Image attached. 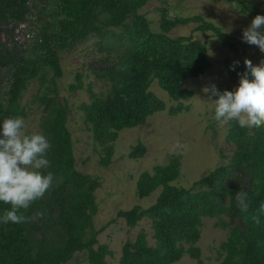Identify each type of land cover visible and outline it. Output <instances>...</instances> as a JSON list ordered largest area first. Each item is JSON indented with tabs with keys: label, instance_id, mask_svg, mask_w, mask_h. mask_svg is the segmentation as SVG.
<instances>
[{
	"label": "trees",
	"instance_id": "obj_1",
	"mask_svg": "<svg viewBox=\"0 0 264 264\" xmlns=\"http://www.w3.org/2000/svg\"><path fill=\"white\" fill-rule=\"evenodd\" d=\"M60 1L64 18L59 32L42 36L34 58L15 70L9 102H0V120L24 117L20 100L29 83L42 72L53 73L49 96L40 100L45 109L42 134L51 143L47 154L50 165L41 171L51 172L53 181L42 198L21 210L27 218L24 222L0 223V264H67L83 252H88L90 264H108L111 254L108 245L94 249L98 239L95 193L100 183L77 169L74 142L67 126L69 109L59 100L55 83L63 75L59 51L72 50L95 35L102 49L118 55L116 64L100 70L99 78L110 83L107 98H95L82 107L94 141L103 149L101 165L108 167L118 133L139 127L166 109L165 103L150 90L155 81L172 100L180 102L192 95L182 89V82L201 78L213 67L201 41L168 35L174 27L201 21L199 29L213 31L221 45L235 52L240 45L247 47L202 18L164 20L163 33L156 34L140 13L151 0ZM246 11L257 18L264 17V11L256 8ZM29 12V0H0V26L10 21L22 24ZM13 62L10 55L1 56L0 69ZM230 70L233 75H250L245 64H232ZM180 111L181 107L171 113ZM230 138L237 148L231 163L218 167L190 189L173 184L181 173L178 157L157 167L154 174L141 175L140 195L150 197L161 189L160 196L152 207L137 206L120 212L118 217L130 227L151 220L156 246L150 247L147 233L141 232L135 244L124 247L121 264H176L187 255L200 261L197 244L204 219L218 220V225L230 232L223 245V264H264V212L259 208L264 203V128L251 132L237 126L231 130ZM144 154L145 147L140 143L131 156ZM9 208L0 202V213Z\"/></svg>",
	"mask_w": 264,
	"mask_h": 264
},
{
	"label": "rangeland",
	"instance_id": "obj_2",
	"mask_svg": "<svg viewBox=\"0 0 264 264\" xmlns=\"http://www.w3.org/2000/svg\"><path fill=\"white\" fill-rule=\"evenodd\" d=\"M246 8L264 11V0H151L140 13L156 34L163 33L164 20L202 18L228 36L244 42L243 32L251 30L259 19ZM29 10L26 22L18 24L10 21L0 26V57L8 54L14 58L11 65L0 69L2 104L9 102L17 67L34 58L43 35L51 36L59 32V23L64 18L60 0H29ZM201 24L196 20L179 24L168 35L201 41L207 48L213 67L201 78L182 82V89L192 95L180 102L172 100L155 81L150 90L165 103L166 109L139 127L120 131L114 144L112 163L108 167L101 165L103 149L94 141L92 127L82 107L90 105L95 98H107L110 83L99 78L100 70L116 64L118 55L102 49L95 35L72 50L59 51L63 75L55 81L57 94L69 109L67 126L74 142L77 169L100 183L95 193L98 210L94 221L98 239L94 249L109 246L111 254L107 257L108 264H121L124 247L135 244L141 232L147 233L150 247L156 246L151 220L145 219L137 227H130L118 217L120 212L130 211L137 206L148 209L160 196L161 189L150 197L140 195L138 181L142 174H154L157 167L165 166L172 158L178 157L181 173L173 184L190 189L218 167L229 165L237 152L230 132L240 126L216 121L212 100L217 97L210 99L203 89L215 85L221 93L225 90L238 93L242 87V77L249 75H233L230 65L251 63L259 68L264 66V53L241 45L238 51H232L218 42L213 31L200 30ZM52 78V72H42L22 94L20 102L26 113L22 118L25 131L29 134H42L41 122L45 109L40 100L45 95L49 96L48 87L52 85ZM51 95L54 94L51 92ZM179 107L182 111L171 113L172 109ZM249 130L254 131L252 128ZM140 143L145 147V154L133 158L131 154ZM243 180L249 184V179L244 177ZM218 224L215 219L203 221L201 239L197 244L201 250L202 264H223L226 258L223 245L230 232ZM200 261L187 255L176 264H200ZM67 264H90L88 252L77 253Z\"/></svg>",
	"mask_w": 264,
	"mask_h": 264
},
{
	"label": "clouds",
	"instance_id": "obj_3",
	"mask_svg": "<svg viewBox=\"0 0 264 264\" xmlns=\"http://www.w3.org/2000/svg\"><path fill=\"white\" fill-rule=\"evenodd\" d=\"M264 17L251 30L243 32L247 47L264 53ZM250 75L242 77L239 92L223 93L212 85L204 93L214 104V118L220 123L232 122L247 130L264 128V66L248 64ZM51 148L48 138L40 133H27L22 117L0 120V202L10 205L0 213V223L19 224L27 218L21 210L44 196L53 181V174L41 169L50 165L47 154ZM260 211L264 212V203ZM246 210V209H245Z\"/></svg>",
	"mask_w": 264,
	"mask_h": 264
}]
</instances>
